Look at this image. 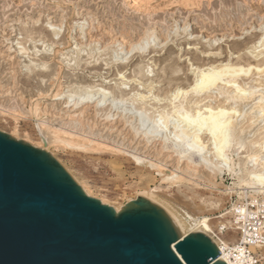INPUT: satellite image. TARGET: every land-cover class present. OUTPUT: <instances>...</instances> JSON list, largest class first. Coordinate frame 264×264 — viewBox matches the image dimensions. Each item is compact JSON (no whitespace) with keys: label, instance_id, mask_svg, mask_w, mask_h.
I'll return each instance as SVG.
<instances>
[{"label":"rangeland","instance_id":"rangeland-1","mask_svg":"<svg viewBox=\"0 0 264 264\" xmlns=\"http://www.w3.org/2000/svg\"><path fill=\"white\" fill-rule=\"evenodd\" d=\"M141 2L0 0V130L45 148L41 121L60 128L63 141L52 138L45 149L88 195L119 209L141 192H151L197 221L209 218L208 234L226 240L229 247L243 248L244 237L257 243L246 250L264 264V190L240 182L227 169H201L198 175L186 172L188 179H171L169 171L178 174L181 169L167 153H157L162 136L170 142L178 130L188 129L185 114L195 117L208 106L236 107L238 113L247 111L248 121L237 126L227 154L246 166L248 155L258 148L253 142L264 136V122L258 124L262 117L256 121L254 112L259 107L249 108L264 103V69L252 67L262 59L264 65V0ZM249 62L248 74L241 72L228 83L235 66L246 69ZM225 65L232 73L219 81L220 88L194 92L202 75L198 72ZM238 84L255 92L241 106L228 98ZM100 87L107 95L97 90ZM85 97L89 102L80 104V117L86 126L80 128L68 114L77 116L82 108L75 103ZM99 101L100 106L95 105ZM155 122L158 136L146 141L143 132ZM84 137L111 148L76 143ZM222 161L214 160L227 162Z\"/></svg>","mask_w":264,"mask_h":264},{"label":"water","instance_id":"water-1","mask_svg":"<svg viewBox=\"0 0 264 264\" xmlns=\"http://www.w3.org/2000/svg\"><path fill=\"white\" fill-rule=\"evenodd\" d=\"M0 264H228L195 217L140 193L119 209L47 149L0 130Z\"/></svg>","mask_w":264,"mask_h":264},{"label":"bare ground","instance_id":"bare-ground-1","mask_svg":"<svg viewBox=\"0 0 264 264\" xmlns=\"http://www.w3.org/2000/svg\"><path fill=\"white\" fill-rule=\"evenodd\" d=\"M139 1H141V0H138V2ZM143 1L144 0H142V2ZM146 1H148V0H145V3H147ZM134 2L137 4V0H132V3H134ZM149 2H150V0H149ZM189 2H190V0H189ZM142 5H143V3H142ZM50 27H53V26L51 25ZM55 28L56 27H54V29ZM53 31L54 30H52V33H53ZM30 32H31V30H30ZM56 32H59V31H56ZM56 32H54V35ZM56 35H57V33H56ZM24 53L25 52H23V54ZM20 54H22V53H20ZM262 60L260 62L263 64ZM260 62L255 64L256 66H253L249 62L250 67L249 68L247 67L246 69L243 68V66H245V65L242 66L240 64L241 66H239V63H238V66H235V68L232 70L233 73L229 72V70L232 69V67L226 66L229 64L225 65L226 70L223 67L224 66L223 65L221 70H220V68L218 69L216 66L215 68H212L210 70H207V71L205 70L206 72L204 70L201 72H198V73H202V75H201L200 82L197 83L194 87V90H195L194 92L200 94V93H203V92L207 91L208 89L212 88L213 86L220 88L221 85L219 86V84H221V83L219 81L223 80L224 76L226 74L228 75V72L232 73L230 75L231 76L230 78H232V79H230L228 81V83H229V82H233V79L238 78V75H240L241 72H243V73L245 72L246 74H248V72L251 70L252 67H254V69H256L258 71H263L264 65H262ZM251 65H252V67H251ZM218 67H221V65L220 66L218 65ZM97 90L101 91L104 95H107V92L102 87L98 88ZM232 91H234L235 94L229 95L228 98L233 100L234 101L233 103H235V104L239 103L238 105H240V106L243 105L244 103H247L248 101H250L251 97L255 93L253 91L252 92L247 91L246 88H243L239 84L236 85L235 89ZM223 92L224 91H222L220 93H223ZM110 93H112V92H110ZM87 97L89 98V96H87ZM87 97H85L83 99L81 98L82 100H79V101L77 100V102L75 103V107H77L78 110H80V108H82L80 110V113L77 116L74 113H73V115L68 114V116L70 117V121L73 124L79 125L80 128H84L86 126L85 119L82 118V116L80 117V114L83 113V105H80V104H83L84 102H89V101H87L89 99L90 100L93 99L92 98L93 96L89 99ZM83 100H85V101H83ZM100 103L101 102L99 101L95 105L100 106ZM257 103L258 104H256V106L253 105L252 107L250 106L249 108L254 109L256 107H259V109L255 110L254 112H257L256 116H258L256 121L262 117L260 119V121L258 122V124L261 125L262 122H264V103H260V102H257ZM101 108H103V107H101ZM260 112H262V113L260 114ZM66 113H68V111ZM175 114L179 115L177 113H175ZM246 114H247V111L244 113H238V110L236 107L225 108V106H223V107L217 106L216 108H214L212 106H208L205 109L201 108L197 111V115L195 117H192V115L189 116L188 114H185L186 116L184 115L183 117H185V122H186L185 125L188 126V129L178 130V132L175 134L174 138L170 142L167 141L168 138H164V136H162V142L163 143L161 144V147L157 149V153H160V154L167 153L166 154L167 158L175 159L176 163L178 164L177 170L181 169V172L178 174L176 172H174L175 170L169 171L170 176L169 175L168 176L171 177V179L172 178H176V179L177 178H180V179L184 178L185 179V178H187L186 172L194 171L196 173V175H198L199 170L201 171V169H210V172H212V173H217V172L222 173L223 170L227 169V170L231 171L234 175H238L240 182L249 184L250 185L249 187H252V188L257 189L259 191L264 190V154H263L264 153V139H263L264 136H263L261 141H259L258 139H257L258 141H255L256 139L253 140V141H255L253 143H256L255 147H258V148L254 152H252L248 155L249 160L246 162L247 163L246 166H245V163H242L241 161L236 164L235 161L230 157V153L227 154V151H229V152L231 151V147L233 146V142L235 141L234 136L236 137L235 133L237 134V132H235V131H237L236 129H238L237 126H239L240 124H243L246 119L248 121V117L246 116ZM142 119L143 118L141 117L140 124L144 125L146 120H145V118L143 120ZM41 122L42 123H40V124L45 125V130L41 131V132L45 133V134L42 133V137H41V140H42L41 143L44 144L45 148H48L50 142L52 141V138H53V140L63 141L62 140L63 135L62 136L60 135L62 133V130L60 128L56 129V126H55V128L52 129L51 128L52 126L50 127L44 121H41ZM253 123H255V121L252 122L251 125ZM256 126L258 127V125H256ZM263 126H264V124L261 125L260 127H263ZM41 127L43 128L44 126H41ZM156 127H158V124L155 122V124H153L152 128L147 129L145 132H143V135L145 136V138H147L146 141L150 140L152 137L158 136L157 134H155L156 132H158L156 130ZM50 132L54 133L52 137L50 136L51 135ZM48 134H50V135H48ZM62 134H64V133H62ZM68 135H73V133L69 132ZM69 139H72V137L71 138L69 137ZM78 139H80V137ZM205 139L208 140L207 143H209V141H211L210 145L213 144V147L207 148L208 144L206 145ZM241 142L243 143V141H241ZM76 143L77 144L80 143L84 146H90V147L91 146L92 147L98 146L99 148H106V147L111 148V146H109L108 144H105L104 142H99L95 139H91L90 137H88V138L84 137L82 140L77 141ZM253 143H252V145H253ZM239 144H240V142H239ZM239 144H237V145H239ZM243 145H242V147H244ZM209 151H210V153L208 154ZM196 157L198 158V160H195ZM136 158L138 161H141V159H143V158H139V157H136ZM220 159L223 160L222 161L223 163H224V160H226L227 162L225 164H222V163L218 164V162L217 163L214 162V160L217 161ZM145 161L150 163L151 166L157 167V168L161 169L162 171L165 168L164 167L165 165H163L161 163H157L153 160L143 159V162H145ZM182 161H184V164H185L184 166L180 165V163ZM176 179H175V181H176ZM83 188H85V187H83ZM85 190L88 191L86 188H85ZM145 193L153 194V193L148 192V191H145ZM243 209H242V211H243ZM198 222L203 227V229L206 231L207 234H208V231L212 230L209 218L203 217ZM208 235L210 237H212L214 239V241H216V243H218L219 246L221 247V249H222L221 256L223 257V259L226 262H228V264H234L233 261L231 259H229V252L226 248L228 243L226 242V240H223L220 237L214 238V236H212V234H208Z\"/></svg>","mask_w":264,"mask_h":264},{"label":"built area","instance_id":"built-area-1","mask_svg":"<svg viewBox=\"0 0 264 264\" xmlns=\"http://www.w3.org/2000/svg\"><path fill=\"white\" fill-rule=\"evenodd\" d=\"M247 236L249 237V235ZM242 245H243V248L237 247V246L229 247L227 245L226 248L229 252V259H231L234 264H258L259 262L258 256H253L250 251L246 250L247 246H249L250 249L255 248L256 246H258L257 243L253 241H247V238L244 237ZM220 250L222 253L221 247H220Z\"/></svg>","mask_w":264,"mask_h":264},{"label":"snow or ice","instance_id":"snow-or-ice-1","mask_svg":"<svg viewBox=\"0 0 264 264\" xmlns=\"http://www.w3.org/2000/svg\"><path fill=\"white\" fill-rule=\"evenodd\" d=\"M4 150H5L4 146L0 145V163H2V157H3Z\"/></svg>","mask_w":264,"mask_h":264}]
</instances>
